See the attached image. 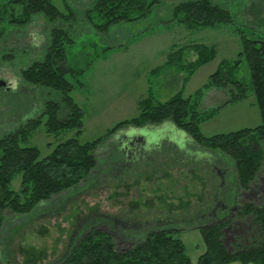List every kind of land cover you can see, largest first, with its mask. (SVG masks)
Wrapping results in <instances>:
<instances>
[{
	"label": "rangeland",
	"instance_id": "obj_1",
	"mask_svg": "<svg viewBox=\"0 0 264 264\" xmlns=\"http://www.w3.org/2000/svg\"><path fill=\"white\" fill-rule=\"evenodd\" d=\"M51 1L63 13L73 11L74 14L65 22L73 39L66 46L67 64L84 69L85 74L77 78L82 84L71 92L84 112L83 125L79 134L74 129L52 133L41 122L31 131L25 144L36 146L42 157L57 142L71 136L80 142L101 138L95 149L97 167L85 181L41 202L33 213L22 216L4 210L0 259L5 264H23L26 251L33 247L39 254L44 252L45 256L37 264L54 263L79 234L73 233L74 220L94 211L125 219L135 218L139 228L146 230L158 225L181 230L205 223L203 218L207 213L211 214L212 221L219 220L225 214L224 208L217 206L215 213L212 208L216 202L227 205V201L223 197L217 198L220 196L217 190L230 186L229 177L233 172V166L224 161L225 157L221 160L216 156L219 154L203 150L169 120L146 124L149 132L145 134L143 126H125L111 135L106 131L118 121L136 115L140 100L152 97L154 102L163 101L166 93L177 92L180 87V95L184 97L196 98L198 91L201 92L196 98L201 112L214 110L200 124L204 135L257 126L260 116L244 61L236 68L234 77L248 86L245 100L225 105L230 97L229 91L224 87H204V84L222 60L233 61L238 57L240 40L234 28L238 26L248 36L264 37V0H218L229 10L235 24H223L213 29L191 27L194 29L191 34L184 29L186 24L170 21L168 3L174 0H160L147 17L114 24L103 33L96 32L85 16L94 0ZM170 23L180 25L173 27ZM55 25V22L36 14L26 25L6 24L3 27L4 33L0 37V136L15 130L27 119L38 118L46 101H57L61 97L59 92L26 82L21 77V70L42 60L50 42V29ZM184 31L186 35L183 36ZM216 32L219 33L218 43L205 41L211 36L216 37ZM188 34L192 41L196 40L194 44L213 47L215 55L218 47L217 56L214 55L208 64L195 67L190 74L188 63L196 57L185 58L184 50L180 54L178 50L184 46L170 50L171 53L176 50L174 62L168 60L170 52L164 61L154 59L152 54L155 48L161 47L164 39L177 35L170 43L181 45ZM143 45L148 48L146 55L141 53ZM110 46L114 48L106 49ZM151 61L154 63L152 70L147 69L140 75L139 67ZM130 69L136 73L126 75ZM126 76L130 82L123 85ZM156 80H162L161 86ZM116 87L118 95L109 97L110 89ZM216 88L226 89L225 96ZM94 99L100 103H95ZM150 132L159 135L157 146L139 150L137 147H145V142L155 144V137ZM19 182L20 174H16L10 188L18 190ZM252 186L249 191L240 192L236 204L264 203V190H261L264 186V160ZM228 192L231 198V190ZM236 236L234 229H226L224 244L230 248ZM116 246L121 249L126 244L116 239ZM29 255L32 257L34 253Z\"/></svg>",
	"mask_w": 264,
	"mask_h": 264
},
{
	"label": "trees",
	"instance_id": "obj_2",
	"mask_svg": "<svg viewBox=\"0 0 264 264\" xmlns=\"http://www.w3.org/2000/svg\"><path fill=\"white\" fill-rule=\"evenodd\" d=\"M159 1L94 0L92 6L86 9L85 16L96 32L103 33L114 24L134 22L147 17ZM36 14H41L56 25L50 29V42L42 60L34 61L21 70V77L26 82L51 88L59 92L61 97L57 101H46L38 118L27 119L15 130L0 136V238L4 210L22 216L33 213L41 202L85 181L97 167L95 149L101 138L80 142L75 136H71L57 142L42 157L36 146L25 144L31 131L41 122H44L48 132L59 133L74 129L79 134L84 116L82 108L71 96L73 89L82 84L77 78L84 69L67 64L66 46L73 39L69 36L65 22L73 18V11L65 14L51 0H0V37L6 24L26 25ZM170 21L193 28L235 24L229 10L211 0H185L175 4ZM234 29L240 40L238 57L233 61L222 60L209 74L204 87L226 88L230 97L225 105L245 100L248 86L234 77L236 68L244 61L260 116L257 126L204 135L200 124L214 110L201 112L197 108V99L201 93L198 91L194 96L197 99L183 97L180 93L163 101L154 102L152 97L144 98L139 102L136 115L118 121L106 131L111 135L125 126L141 127L169 120L203 150L211 151L214 155L217 153L218 158L222 160L225 157L224 161L231 163L233 172L229 177L230 186L225 190L218 189L220 196L217 198H225L227 206L237 205V210L229 214L224 208L225 214L219 220L187 227L196 228L204 243V250L195 263H192L179 236L180 228L158 225L159 227L153 226L147 230L140 229L135 218L125 219L94 211L74 220L73 233L79 232L78 236L54 263L47 264H264V203L236 204L240 192L252 189V183L264 160V37L248 36L238 26ZM190 46L196 58L188 63L189 74L215 55L213 47L201 44ZM112 48L114 46L106 47ZM174 51L168 54L169 62L175 60ZM178 51L182 54L183 48ZM41 117H45V120H41ZM16 174H20L18 190L10 188ZM257 188L260 189L259 186ZM229 190L233 194L231 198L228 197ZM261 190H264V186ZM230 228L236 231L237 236L228 248L223 236L226 229ZM116 239L125 242L126 246L118 249ZM34 251L36 252L33 247L26 251L23 264H37L45 259L44 252L39 254L38 251L36 254ZM32 252L34 256L30 257ZM0 264H5V261L0 259Z\"/></svg>",
	"mask_w": 264,
	"mask_h": 264
},
{
	"label": "crops",
	"instance_id": "obj_3",
	"mask_svg": "<svg viewBox=\"0 0 264 264\" xmlns=\"http://www.w3.org/2000/svg\"><path fill=\"white\" fill-rule=\"evenodd\" d=\"M180 1H182V0H174V1H172V3L170 2V3H168V6H170V10H172V8H173V6L175 5V4H177L178 2H180ZM214 2H216V3H219L218 2V0H213ZM173 23V22H172ZM172 23H170V26H173V27H175V26H178V25H180V24H177V25H175V24H172ZM221 25H223V24H216V25H213V26H211V27H209V28H207V29H213V28H217V27H221ZM187 26V25H186ZM185 26V28L184 29H187V31H188V33H192L193 32V28H191V27H189V26H187L186 27ZM174 30H176V29H174ZM207 31V30H206ZM190 33V34H191ZM218 32H216V37H212L211 35V37L210 38H208V39H206L205 41L206 42H219V33L217 34ZM184 35H186V32L184 31V34H183V36ZM189 35V34H188ZM177 35H175V36H170V38H168V39H164L163 41H162V45H161V47H159V48H155V50H154V52H153V54H152V56L154 57V59L155 58H157V59H161L162 61H164L165 59H166V55L170 52V50L173 48H176V47H181V46H184L183 47V50H184V53H183V56L186 58V56H190V57H188V59H194L195 57H196V54H195V52H193L192 51V47L190 46L191 44H194L193 43V41H196L195 39L192 41V37H191V35H189L188 36V38L185 36L184 37V44H181V45H178L177 43H175V45L173 44L172 45V43H170V41H172L173 40V38H177L176 37ZM190 37V38H189ZM206 37V36H205ZM208 37V36H207ZM206 37V38H207ZM214 38V39H213ZM187 41V42H186ZM201 42H203L202 40H201ZM203 44H206V43H204L203 42ZM122 49H124V48H122ZM140 49H141V53L142 54H144V55H146L147 53H148V48L145 46V45H143L142 47H140ZM217 49H218V47H217ZM217 49H216V55H215V57L217 56V54H218V52H217ZM193 56H194V58H193ZM164 59V60H163ZM209 63V62H208ZM208 63H206V64H208ZM205 65V64H204ZM154 67V63H153V61H151V63H144L142 66H140L139 67V70H138V72H139V74L141 75L143 72L145 73L146 72V70L147 69H151V68H153ZM136 69V68H135ZM152 70V69H151ZM153 72V71H152ZM136 73V71H133V70H128V71H126L125 72V74L126 75H133V74H135ZM85 73L83 72V74L82 75H84ZM165 74H166V72H165ZM162 81V80H161ZM161 81H157L156 80V83H158L159 84V86H161ZM125 82H130V78L128 77V76H126V78H125V80H124V82L122 83L123 85H125ZM145 82V81H144ZM180 85H181V83H180ZM172 87H174V85L172 86ZM216 89H221V91L223 92V95L225 96V94H226V89H224V88H216ZM177 90V89H176ZM181 90H182V88L180 87V89H178L177 90V92L176 91H172L171 90V93H170V91L168 92V93H166L165 95H164V98H169V97H171L172 95H174V94H176V93H180L181 92ZM109 97H111V98H115L117 95H118V93H119V90L117 89V87L116 88H113V89H110V91H109ZM182 93V92H181ZM188 96V95H187ZM187 96H185V97H187ZM184 97V96H183ZM223 97V96H222ZM138 98V100H139V97H137ZM136 98V99H137ZM225 98V97H224ZM94 102L95 103H100V102H97L95 99H94ZM78 103V102H77ZM79 104V103H78ZM163 123V122H162ZM145 126L146 125H144L143 126V134H145V133H147V128H145ZM149 132V131H148ZM151 133V132H150ZM160 134V133H159ZM140 135H142V134H140ZM151 136L152 137H155V144H153V142L151 141V142H145V147H143V146H141L142 148H143V151H146L147 149L146 148H148V146L149 147H155V146H157V142L156 141H158V139H159V135L158 134H153V133H151ZM161 137V136H160ZM168 139H169V137H168ZM143 145V144H142ZM151 145V146H150ZM180 234H181V239H182V241H183V243H184V246H185V248H186V251H187V253H188V255L190 256V259H191V261H192V263H195V261H196V259H197V257L203 252V250H204V243H203V241H202V237H201V234H200V232L196 229V228H193V227H191V228H184V229H182L181 231H180ZM228 264H243V263H240V262H231V263H228ZM247 264H250V263H247Z\"/></svg>",
	"mask_w": 264,
	"mask_h": 264
},
{
	"label": "flooded vegetation",
	"instance_id": "obj_4",
	"mask_svg": "<svg viewBox=\"0 0 264 264\" xmlns=\"http://www.w3.org/2000/svg\"><path fill=\"white\" fill-rule=\"evenodd\" d=\"M130 143H132V142H130ZM135 148V147H134ZM139 150H143V148L142 147H137ZM138 153H139V151H138ZM93 172V171H92ZM91 172V173H92ZM90 173V174H91ZM89 174V175H90ZM220 186H222V183H221V185ZM222 188V187H221ZM217 206H219L221 209H223V208H225L228 212H229V214H233L236 210H237V205L236 206H233V207H230V206H227V205H225L224 203H215V206L212 208V211L215 213V209H216V207ZM211 214L210 213H207V214H205L204 215V220H206V222L204 223V224H207V223H210L212 220H213V218H211V217H209ZM214 215H216V214H214ZM204 224H201V223H199V224H197L196 226H199V225H204Z\"/></svg>",
	"mask_w": 264,
	"mask_h": 264
}]
</instances>
